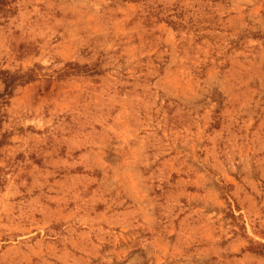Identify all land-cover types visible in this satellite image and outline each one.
<instances>
[{"label": "rangeland", "instance_id": "obj_1", "mask_svg": "<svg viewBox=\"0 0 264 264\" xmlns=\"http://www.w3.org/2000/svg\"><path fill=\"white\" fill-rule=\"evenodd\" d=\"M0 264H264V0H0Z\"/></svg>", "mask_w": 264, "mask_h": 264}]
</instances>
